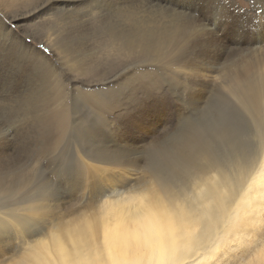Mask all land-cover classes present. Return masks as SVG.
Returning a JSON list of instances; mask_svg holds the SVG:
<instances>
[{
	"label": "rangeland",
	"instance_id": "rangeland-1",
	"mask_svg": "<svg viewBox=\"0 0 264 264\" xmlns=\"http://www.w3.org/2000/svg\"><path fill=\"white\" fill-rule=\"evenodd\" d=\"M56 1H59L57 6L51 5L55 0H35L23 5L17 9L18 25H11L30 48L33 49L31 45L39 47L44 53L36 51L44 60L50 59L54 78L41 74L38 84L23 63L27 59L33 72L39 70L42 67L36 56L27 55L28 47L10 48L9 41L0 40L3 46L0 47V210L4 214L14 210L16 216L23 219L25 214L21 208L38 198L46 200L50 206L56 204L57 208L52 206L53 214L77 211L105 187L108 188L105 184L99 186L100 180L107 176L116 177L123 169L128 171L132 166L139 168L138 177L149 175L144 169L157 171L163 176L172 175L169 170L175 167L174 162L180 164L192 157L188 144L191 141L207 145L219 158L236 148L251 154L262 151L256 118L233 96L229 85L234 82L235 74L246 77L239 81L244 86L245 82L258 81L264 70L243 73L245 62L264 59V49L258 45L259 38L264 40V0ZM34 12H40L34 20L26 18ZM137 15L140 18L149 16L155 22L150 20L148 29L149 20L145 17L142 20L146 22H142ZM137 18L143 24L141 27L138 22L137 27H146V32L137 29ZM3 19L7 21L6 17ZM195 25L199 27L197 32L204 31L207 37L220 41V56L213 63L217 64L199 65L201 70L215 72L216 81H200L190 71L176 70L167 64L170 59L180 56L181 51L174 49L175 42L178 43L180 36L192 33L194 28L191 27ZM159 28L165 30L163 34ZM141 36L146 42L145 39L138 41L144 38ZM18 51L20 55H17ZM68 51H71L69 56ZM218 64L221 65L219 69ZM151 84L155 86L154 94L149 92ZM57 88H60L59 92ZM132 92L138 96L130 94ZM54 113L66 115L64 129L58 126L55 129L49 123ZM257 140L260 141L257 143ZM86 162L97 166L94 169H107L110 174L93 171L92 175L99 177V184L89 190L80 185ZM123 183V178L117 177L116 189L122 190ZM123 188L128 189L124 185ZM38 226L27 225L32 229H25L26 234L29 233L28 241L35 239L37 228L42 229ZM17 237L15 234L14 240L1 245L8 252L7 258L3 257L4 262L1 256L0 264L9 261L8 255L16 258L25 250V241L21 238L19 241Z\"/></svg>",
	"mask_w": 264,
	"mask_h": 264
},
{
	"label": "bare ground",
	"instance_id": "bare-ground-1",
	"mask_svg": "<svg viewBox=\"0 0 264 264\" xmlns=\"http://www.w3.org/2000/svg\"><path fill=\"white\" fill-rule=\"evenodd\" d=\"M34 2L35 0H0V40L9 41L10 48L28 47L27 55H35L40 66L42 68L48 69L51 73H53V69L51 68V65L53 64H51L50 59L47 58L44 60V57L41 56L36 50H39L42 53L44 52L35 45H31L33 49L30 48L25 40L23 41L11 26L12 24H15V26L18 25V21L20 20L19 15L17 14V9L22 8L23 5H29ZM58 3L59 1L55 0V2H53L51 5L57 6ZM135 13L133 15H135ZM38 14H40V12L36 14L34 12L26 16V18L34 20ZM138 15L137 17L140 18V15ZM4 17L7 18V21L3 19ZM145 17L142 15L140 20L142 22H146L143 21ZM148 17H146L147 20H149L146 26H148L149 29L150 26L148 25V23L150 22V20H152V22L155 21L154 18L150 19ZM57 18L59 19V17ZM138 18L137 20H139ZM132 19H134V16ZM140 20L135 23L136 27L138 25V22L139 25L143 27V24ZM135 24L131 23V25ZM138 27L137 29L142 30V32L144 31V29H146L147 31V28L145 26L144 29H140V27ZM159 27L161 28V26ZM191 28H194L192 33L190 31V34H184L185 36L182 35V38L180 36V40H178V43L175 42L174 49H177L178 52L181 51L179 52V58L170 59L167 64L168 66L173 67L176 70L179 69L180 71L185 72L190 71L194 75L198 76L200 78V81L202 80L210 82L215 79V72H212L211 70H201L199 69V67L201 65L203 67L207 64H217L213 63H215L216 60L218 61L220 56V41H217L218 39L216 40V38H211L210 36L207 37V34H204V31H201L200 33L197 32L199 31V29H197L199 27L196 28V25L195 27L192 26ZM181 29L182 28H180V30ZM206 29L208 30V28ZM150 31L153 30L150 29ZM160 31L162 30L160 29ZM240 33L242 34V32ZM144 35H146V33ZM142 37L144 36H141V38ZM150 37L151 36L149 35V38ZM175 38L174 40H176ZM144 39L145 37L142 39H138V41H143ZM144 41L146 42V39ZM154 41H152V43ZM155 42L158 43V41ZM171 42H173V40L170 41V43L168 42V45H166L169 47V44H172ZM56 43L57 42H55V46ZM140 43L143 44L142 42ZM164 45L165 44H163L162 46ZM258 45H262L260 47L264 49V40L259 38ZM162 46H160L161 49ZM0 47L3 46L0 45ZM164 47L165 49L167 48L168 51L169 48L166 46ZM59 48L61 50L62 45H60ZM109 49L111 48L109 47ZM157 49L156 53L158 51ZM62 52H64L63 49ZM67 53L69 56L71 51H68ZM226 58L228 59V56ZM193 61H197V63ZM80 62L76 61L78 65ZM67 64L69 65L70 63ZM64 65L66 66V64ZM84 66H86L85 63ZM218 66L221 65H217V68L219 69ZM261 68H264V59L259 60L255 63L245 62V64L243 65V73L248 74L250 71L252 72L253 69L259 71ZM34 69H36V67ZM236 69L237 68H235V70ZM45 75L48 76V74ZM259 75L260 79L258 81L245 82L244 86H242L240 85L239 81L246 77H239V74H235L234 82L229 85V89L233 96L246 109L251 111V114L255 116L254 118H256L255 121H257L259 129L258 135L262 140V151L260 153L251 154V152L247 153L245 152L246 150L241 151L236 148L237 150L232 149L230 153H227V155L223 154V157L219 158L211 151V148L207 145L200 142H196L194 144L193 141H191L194 145L190 142L188 144L193 154H191L192 157H187V160L183 159L184 161L180 162V164H176L174 162L173 165H175V167L172 170H169L170 172H172V175L167 176H163L157 171L154 172L144 169V172H149V175L146 177L142 174L143 176L141 175L138 177V175H140V173L138 172L139 168L135 166H132L128 171L124 170L122 166L120 167V169H123L121 174H118L116 177L107 176L110 175L107 169H105L106 171L100 168L94 169L97 166L86 162V164H84L86 168L85 170H83V174L80 173L82 180L80 185L83 188L81 186L80 187L82 189L89 190L90 188H93L94 186H97L99 184L97 181L99 177L92 175L94 174L92 173L94 171L97 173L100 172L99 174H106V172L108 173L106 175L107 177L104 176L105 179H102L104 181H99V186L105 184L106 186L108 185V188L105 187V189L102 192L98 193V195H96L88 204L84 205L83 207L81 206V208L79 209H76L77 211L74 210L71 212L70 210H66L64 211V213L62 211L59 212L61 213L59 215L53 214V207H55L56 204L55 206H50L46 202V200L39 198L35 201L34 199L33 201L29 200L32 202H30L27 206L25 205L26 207L24 208L22 207L23 205L21 206V210L23 209L22 211L25 214V217L23 219L22 216L21 219L18 218L19 216H16V211L12 209L10 213L8 211L9 214H4L5 212L0 210L3 212L0 214V231L6 230L7 228L5 229V227L7 225L13 227L17 232L16 234H18L17 238H21L22 240H24L26 244H22L27 245L25 247L21 244L23 247H25V250L23 252L21 251V255L17 256L16 258L8 255L10 258L7 263L264 264V70ZM42 78L44 79V77ZM49 86H47L46 88H48ZM149 87L150 89H155V86L153 84H151ZM31 88L33 89L34 87ZM56 91L59 92L60 88H57ZM27 92L29 93V91ZM27 92L26 94H28ZM38 92L39 91H37V93ZM130 94H135V96H138L136 92H132ZM133 96L134 95H132V97ZM35 97L38 98L39 95ZM132 100H134V98ZM38 116L40 117V115ZM50 119L51 121L49 123L53 128L56 129L58 126V128L60 127L64 129L67 120L66 115L54 113L51 115ZM57 140L59 141V139ZM259 141L260 140H257V143ZM184 143L186 144V142ZM184 146L186 147V145ZM184 149L186 150L187 148ZM185 150H183V152ZM89 162L91 163V161ZM173 165L171 166V168L173 167ZM117 177H122L124 180L121 188L122 190H117L114 184L117 180ZM123 185L124 187H128V189L123 188ZM7 208L9 209V207ZM58 208L61 207L58 206ZM28 224H34L35 226L37 225V227H39L38 225L42 226V229L40 230L39 228H37L38 231L35 232V239L32 241H28L29 239L27 240V234L29 233L27 232L26 234L25 232ZM27 229L29 231L32 230L29 227H27ZM19 243L17 242V244ZM13 246L11 247V245H9V247L11 248H13ZM242 246H246L243 248V251L247 253L246 255L242 254V252L233 251L234 249L241 248ZM5 248L6 247L0 245V258L1 256L2 258L6 257L8 251ZM4 261L5 259L3 260V262Z\"/></svg>",
	"mask_w": 264,
	"mask_h": 264
},
{
	"label": "snow or ice",
	"instance_id": "snow-or-ice-1",
	"mask_svg": "<svg viewBox=\"0 0 264 264\" xmlns=\"http://www.w3.org/2000/svg\"><path fill=\"white\" fill-rule=\"evenodd\" d=\"M211 23H212V21L209 20V24H211ZM17 55H20V54L17 53ZM23 63H24V65L29 67V71L32 75L33 80L38 79L39 75H41V74H48L50 76H53V78H54V74L51 73L46 68H40L39 70L33 72L31 69V66H30V62L27 59L23 60ZM149 92L154 93L155 89H150ZM97 103H102V101H98ZM15 234H16V230L13 227H8L6 230L0 231V245H3L5 242L14 240ZM244 247H246V246H242L241 248L234 249L233 251L242 252V254L246 255L247 253L243 251ZM22 259H23V257H22Z\"/></svg>",
	"mask_w": 264,
	"mask_h": 264
}]
</instances>
